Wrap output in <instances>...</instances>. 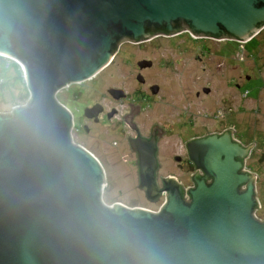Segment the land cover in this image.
Segmentation results:
<instances>
[{
    "label": "water",
    "instance_id": "water-1",
    "mask_svg": "<svg viewBox=\"0 0 264 264\" xmlns=\"http://www.w3.org/2000/svg\"><path fill=\"white\" fill-rule=\"evenodd\" d=\"M16 0H0V18ZM22 25L0 26V57L15 62L29 94L24 106L0 113V264H264V220L249 152L237 142L208 137L190 143L203 177L188 201L168 191L158 213L101 202L103 172L69 139L70 114L56 94L82 82L109 61L123 38L148 29L170 31L178 22L194 32L248 40L264 23V0H24ZM253 33V34H254ZM247 38V39H245ZM25 116L51 130L39 148L20 137ZM143 148V147H142ZM139 155L149 193L153 147ZM120 222L141 239L135 250L106 244L98 225Z\"/></svg>",
    "mask_w": 264,
    "mask_h": 264
},
{
    "label": "rangeland",
    "instance_id": "rangeland-1",
    "mask_svg": "<svg viewBox=\"0 0 264 264\" xmlns=\"http://www.w3.org/2000/svg\"><path fill=\"white\" fill-rule=\"evenodd\" d=\"M250 33L251 37L248 41L241 40L248 42L246 46L243 43L233 42L234 45L237 44L235 45L237 53H226L227 56L231 55L230 58L222 55L220 51L216 52L215 45H210L204 55L201 50L205 49L197 46L193 47L192 51L187 49L183 51V47L191 48L190 42L182 43L178 40L195 39V35L191 32H183L181 37L162 38L156 41L153 47L122 46L118 57L101 73V76L106 78V87L118 86L122 84L121 82L131 80L130 70H133V63L140 58L149 57L153 60L155 57L156 61H153L156 64L161 61L159 68L144 74L149 81L157 82L170 93L169 106L167 108L159 106V110L155 113H151L150 116L142 115L139 118L148 119L149 122H146L148 124L156 120L163 125L166 124V128L170 127L172 132H170L171 137L168 138L175 146H179L184 141L178 139L176 134L179 136L185 134L182 131L185 122L191 125L189 136L210 135L228 130L230 127V124H227L228 120L232 119L235 142L249 150L242 170L253 180L255 198L259 205L255 216L258 220H264V161L261 160L264 153V28L257 30L256 33L253 32L254 34ZM194 55L202 56L205 72H202V67L199 65L194 66L195 63L192 61ZM167 60L171 61V68L162 70V61L165 63ZM211 74L216 78L210 79ZM18 75L23 79L18 65L12 60L0 57V76L5 80L9 76L7 85L0 90L2 95L0 113H8L15 107L24 106L29 98L27 92L28 97L25 101H17V96H23L24 92L22 87L10 77ZM233 81L238 83V91L230 86ZM13 82L16 85L13 86ZM127 82L123 87L129 89ZM261 85L263 86L260 88ZM12 86L17 88L18 92L12 90ZM201 86L208 87L210 93L207 96L200 94L201 98L197 100L194 93ZM10 90L13 92L11 93ZM244 91H247V94ZM69 95V90H60L56 94V100L60 104L62 100H67ZM67 106L69 112L74 113L72 105L67 104ZM115 106L120 107L118 104ZM150 111L153 110L149 109L148 112ZM125 157H127L126 150L106 157V164H103L104 182L100 193L102 204L106 207L120 204L129 209L147 207L152 210L158 205L157 209H159L163 202L150 204L137 189L135 171L129 163H126ZM160 160L165 172H174L171 170L174 164L171 159L161 157ZM174 180L184 187L190 184L187 175H178L177 172Z\"/></svg>",
    "mask_w": 264,
    "mask_h": 264
},
{
    "label": "flooded vegetation",
    "instance_id": "flooded-vegetation-1",
    "mask_svg": "<svg viewBox=\"0 0 264 264\" xmlns=\"http://www.w3.org/2000/svg\"><path fill=\"white\" fill-rule=\"evenodd\" d=\"M177 24L176 28L170 31L153 28L148 29L144 35L139 38H123L112 52L108 63L102 69L90 78L79 83L69 84L62 89L69 90L70 95L67 100H62L60 104L68 112L69 108L67 104L72 105L74 109V113L69 112L70 143L91 155L97 161L102 172L104 169L103 164H106V157L108 155L126 150V163H129V166L135 171L137 189L143 193L144 198L150 204L164 203L169 194L168 191L174 186L179 188L182 198L185 201L189 200L188 197L185 199V192L187 195L188 190L194 187L193 180L203 177L202 171L197 168V165L200 164V157L197 155L198 151L190 146L191 142L200 141L208 137L221 138L227 134L229 141H235V130L232 119L228 120L227 124H230L228 130H224L222 133H212L210 135L189 136L191 125L185 122V125H182V131H184L183 133L185 134H182L183 136L176 134L178 139L184 141L183 143L181 142L179 146H175L173 141H170L168 138L171 137L170 132H172V129H169L170 127L166 128V124L163 125L156 120L148 124L146 123L149 122L148 119L143 120L139 118L142 115L150 116L151 113H155V111L159 110L161 106L165 108L169 106L168 100L170 93L157 82L149 81L144 74L149 70L159 68L161 61H159V64H156L153 61H156L155 57L153 60H150L149 57H143L133 63V70H130L132 76L129 82L124 81L118 86L113 85L106 87V78L104 79L101 73L115 61L119 55V49L122 46H135L137 48L146 46L153 47L156 41H160L162 38L181 37L183 36V32H191L195 35V39L188 40L184 38L178 40L182 43L190 42L189 45H191V48L189 47L190 49H188L183 47V51L184 49L192 51L193 47L195 48V46H197V48L205 49L201 50L202 55H204L209 50L210 45H215L217 46L216 52L220 51V53L226 57V53H237L235 45L243 43L246 46L248 43H246L248 40L243 42L225 33L213 36L203 32H194V30L184 22H178ZM262 28H264V24L258 27V29ZM233 42L237 44L234 45ZM229 56L231 55H228L227 58H230ZM192 61L195 63L194 66H196V64L199 65L202 67V72H205V62L202 56L194 55ZM170 62L171 61L167 60L163 63L162 61L163 67L161 69L171 68ZM213 78L216 77L211 74L210 79ZM246 80L249 81L248 77H246ZM126 82L129 84V89L123 87ZM230 86L237 91L239 90V85L236 81H233ZM262 86L263 85H261L260 88ZM191 91H189V93ZM244 92L247 94V91ZM209 93L210 89L208 87L201 86L195 91L194 97L199 100L201 98L200 94L207 96ZM116 104L120 107H116ZM149 109L153 111L148 112ZM146 113L147 115H145ZM141 120L143 121L141 122ZM147 147H153V157L155 160V168L152 171L153 186H151L148 194H146V186L142 185L140 174L149 173V169L145 168H148L147 164L150 163L142 161L139 155L140 150H145ZM161 157L167 160L171 159L174 162L171 168V170L174 171L173 173L164 171L163 164L160 160ZM115 162L118 163V161ZM175 171L178 175H187L190 184L186 187L179 182L178 184L174 180ZM103 182L104 178L102 185ZM157 208L158 205L155 210L148 209L147 207H141L138 208V210L158 213L161 206H159V209Z\"/></svg>",
    "mask_w": 264,
    "mask_h": 264
},
{
    "label": "clouds",
    "instance_id": "clouds-1",
    "mask_svg": "<svg viewBox=\"0 0 264 264\" xmlns=\"http://www.w3.org/2000/svg\"><path fill=\"white\" fill-rule=\"evenodd\" d=\"M25 17L24 0H16L5 16L0 18V26L22 25ZM17 133L24 140L39 148H47L52 144L53 134L51 130L38 117H23L17 128ZM97 227L99 238L106 244L129 250H135L142 244L134 230L120 222L102 223Z\"/></svg>",
    "mask_w": 264,
    "mask_h": 264
},
{
    "label": "trees",
    "instance_id": "trees-1",
    "mask_svg": "<svg viewBox=\"0 0 264 264\" xmlns=\"http://www.w3.org/2000/svg\"><path fill=\"white\" fill-rule=\"evenodd\" d=\"M19 71H20V68H19ZM20 73H21V71H20ZM10 78H13V80L22 87V91L24 92L23 96H19V97L17 96V98H18L17 101H19V102L25 101L27 99V97H28V94H27V89H26L25 85L22 82L23 81L22 77L20 75H18V76H11ZM8 80H9V76H8V78L6 80L3 77L0 76V81H1L0 82V90H2L3 86L7 85ZM15 82L12 83L13 86L16 85V84H14ZM13 86L11 87L12 90L18 92V89L13 87ZM10 92L12 93L13 91L10 90ZM10 95H12V94H10ZM0 96H2L1 93H0ZM261 160L264 161V153L262 154Z\"/></svg>",
    "mask_w": 264,
    "mask_h": 264
},
{
    "label": "built area",
    "instance_id": "built-area-1",
    "mask_svg": "<svg viewBox=\"0 0 264 264\" xmlns=\"http://www.w3.org/2000/svg\"><path fill=\"white\" fill-rule=\"evenodd\" d=\"M9 60V59H8ZM1 82V81H0ZM184 197H185V199L188 197L187 195H186V192H185V195H184ZM255 215V214H254ZM256 217V216H255Z\"/></svg>",
    "mask_w": 264,
    "mask_h": 264
}]
</instances>
